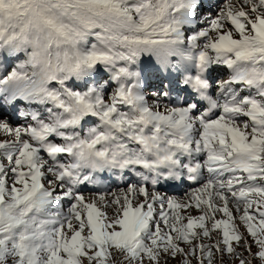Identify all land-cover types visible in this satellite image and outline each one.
I'll return each instance as SVG.
<instances>
[{"label": "snow or ice", "instance_id": "6c2138e0", "mask_svg": "<svg viewBox=\"0 0 264 264\" xmlns=\"http://www.w3.org/2000/svg\"><path fill=\"white\" fill-rule=\"evenodd\" d=\"M199 4L0 0V99L25 105L0 118V264H264V0L188 34ZM173 72L206 107L170 99Z\"/></svg>", "mask_w": 264, "mask_h": 264}, {"label": "rangeland", "instance_id": "374dc122", "mask_svg": "<svg viewBox=\"0 0 264 264\" xmlns=\"http://www.w3.org/2000/svg\"><path fill=\"white\" fill-rule=\"evenodd\" d=\"M224 3H226V0H217V6L215 4L212 5V7H210L211 9H202L200 10L198 8V6L200 7L201 5H198L196 10H195V13H194V18H195V21H196V24L194 27L192 28H187L186 27V31L188 32V34H191L192 32L198 30L199 28L201 27H205L207 26L204 22L205 21H210L212 18H214L218 13L219 11L222 9ZM209 15V16H208ZM6 63L8 65V67L10 68L12 66V62L11 61H7L6 60ZM220 69V70H219ZM220 71V72H219ZM226 69L225 67L223 66H218V65H215L213 66L212 68V73H216L218 75V77H215V74H211L213 75V78L211 80L215 79L212 81V84H213V95L215 96L217 94V89H218V82L223 80V79H227L228 76H229V70L227 69V72L225 73ZM176 75L178 78L180 76V79H181V74H179V72H173L170 76H168L167 78H164L163 79V83L165 85L166 88H169L171 90V94H170V99L172 100V98H177V99H180L182 97H178V91H175L177 90V88L175 90H173L170 86L171 82H172V78L173 76ZM153 84L156 85V87H152V88H149L146 90V95L149 97V101L150 103L153 102L155 100V96H154V93L158 90L159 86H160V82L159 80H153L152 81ZM184 86L182 83H180V81L178 82L177 84V87H182ZM194 97H200L199 94L198 96L195 94ZM167 99V98H166ZM173 102H175L174 100H172ZM164 103H167V101H165ZM188 103V102H187ZM24 107L25 105H23L22 102H19L17 104V106L12 109L13 107L9 106V105H6L5 106H2L0 105V115H3L5 114V116L3 115L2 119H5V120H9L10 122H13V123H17V124H20V123H23L24 122V118L22 116H20V112L24 110ZM204 107L206 106H202L200 107L201 109H203ZM3 109H7V110H10L9 112H5ZM9 118H17L14 120L12 119H9ZM4 138L2 134H0V139ZM137 178H134L131 179V181H134L136 180ZM102 180V181H101ZM101 181L103 186H104V190H111V191H117V189L119 188H123L125 186V183H119V182H115V183H107V178L105 177L104 179L101 178ZM195 185H182V187H179L178 190H171V191H163L160 189V191L164 194H167V195H174V196H177L178 198H184L186 199L187 198V195L188 193L191 192V189L192 187H194ZM94 190V187H90V188H83V194L86 195V196H89L92 194ZM67 207V203H65V208ZM193 214H198L196 213L195 211H193ZM225 261H226V264H231V258L230 257H225ZM169 264H176L175 261H169ZM217 264H220V258L219 256L217 257Z\"/></svg>", "mask_w": 264, "mask_h": 264}, {"label": "bare ground", "instance_id": "6f19581e", "mask_svg": "<svg viewBox=\"0 0 264 264\" xmlns=\"http://www.w3.org/2000/svg\"><path fill=\"white\" fill-rule=\"evenodd\" d=\"M217 4V3H216ZM220 70V69H219ZM220 72V71H219ZM208 78L211 80L213 78V75L211 74H208ZM172 82L170 84L171 88L172 89H176L177 88V81H178V77L176 75L173 76V78L171 79ZM175 91H178V90H175ZM178 97H182L180 99H184L182 100L184 103L187 102V99L190 98L192 95L194 94H197L196 92H194L193 90L189 89V88H182V89H179L178 91ZM175 101V99H174ZM206 102L201 100L198 105L201 107L203 104H205ZM0 104L3 105V101L2 99H0ZM4 106V105H3ZM15 119L17 118H13L12 120L15 121ZM135 178V177H134ZM173 183V182H172ZM184 184H190V182L186 181L184 182ZM87 186V185H86ZM85 187V186H84ZM178 187H176V185H174V189L177 190ZM173 189V188H172Z\"/></svg>", "mask_w": 264, "mask_h": 264}, {"label": "clouds", "instance_id": "9594fccd", "mask_svg": "<svg viewBox=\"0 0 264 264\" xmlns=\"http://www.w3.org/2000/svg\"><path fill=\"white\" fill-rule=\"evenodd\" d=\"M211 84V83H210ZM217 91H218V89H217ZM209 92H210V94H211V87H210V89H209ZM53 187H54V185H53Z\"/></svg>", "mask_w": 264, "mask_h": 264}]
</instances>
